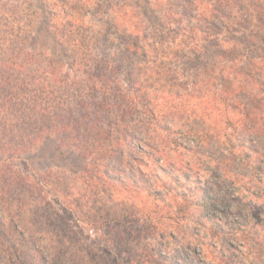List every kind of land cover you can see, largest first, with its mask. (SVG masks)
<instances>
[{
	"label": "trees",
	"instance_id": "16d2710c",
	"mask_svg": "<svg viewBox=\"0 0 264 264\" xmlns=\"http://www.w3.org/2000/svg\"><path fill=\"white\" fill-rule=\"evenodd\" d=\"M12 1L17 2L0 0V226L3 229L9 227V232L19 238L25 233L21 214H6L5 208L11 192L33 178L25 176L15 162H21L22 156L35 150H44L49 144L55 145V151L75 154L83 164L78 172L70 169L48 172L44 178L48 196H60L65 201L72 198L68 191H74L73 187L60 190L58 185L65 173H77L85 180L89 176L93 180L103 177L112 195L116 189L130 196L141 193L152 201L150 208L143 205L137 209L142 220H133L132 207L120 219L108 217L100 222L102 229L109 231L108 248L126 255V264H159L158 260L170 255L175 264L189 257L193 260L189 264H201L197 250L191 249L186 239L197 243L205 238L202 230H213L212 223L220 221L211 215H199L200 208L205 206L216 211L214 201L207 197L193 198L182 186V181H190L192 172L198 174L192 168L198 169L196 164L206 167L214 178H225L230 183L243 181L240 195L248 193L255 198L253 191L262 192L261 199L246 203L239 194L228 198L230 203L233 197L237 198L232 204H237L239 211L254 212L253 209L261 207L255 217L264 219V8L254 6L253 16L258 18V23L249 35L242 34L244 48L226 36L237 32L235 24L227 22L239 16L238 6L231 0L147 2L150 10L158 14L150 25H138L126 19L133 13L139 19L140 12L125 2L75 0L71 5L72 0H60L59 7L53 0L60 14L52 15L53 20L47 19L42 32L52 42L54 51L40 34L20 36L21 26L30 28L19 14L31 11L9 4ZM47 1L52 0L41 3ZM91 6L98 12L97 23L99 15H111L105 23L110 27L101 29L87 22L84 8ZM241 15L251 18L252 11L244 8ZM242 20L239 17L235 21H240V26L251 25V20L249 23ZM109 35L120 45L114 56L102 52L110 42ZM180 37L187 43H181ZM179 59L185 60L189 67L192 62L201 64L202 74L195 77L194 83L179 82L182 79L176 70ZM155 82L161 86L154 89ZM163 82L169 84L171 93L162 86ZM165 99L170 103L163 102ZM178 138L191 141L194 148L183 146ZM182 150L189 155L184 165L179 154ZM88 160L94 169L88 167L85 162ZM193 161L196 163L192 164ZM33 188L28 189L41 191ZM181 189L184 192L179 194ZM30 193L31 204L18 196L13 208L30 209L34 200H38ZM46 196H39L41 208L48 205ZM86 197V191L83 197L79 196ZM106 200L115 202L113 196H106ZM157 204L168 211L175 209L167 214L175 226L163 230L156 223L153 233L141 231L149 215L160 211ZM191 207H195L192 212ZM53 214L59 221L52 220L46 226L48 223L55 227V223L68 225V215ZM47 217L50 219V215ZM51 217L54 218L52 214ZM255 217L248 213L239 217V222L234 218L232 222L226 220L220 233L228 239L219 242V235L210 232V247L227 252L231 258L235 251L241 261L263 264L264 231L254 225ZM182 231L187 238L181 237ZM39 240L45 242L42 249L46 254L32 243L29 250L33 253L27 254L30 260L39 256V264H62L59 255H66L67 251L55 246L47 233L39 232ZM146 241L156 243L150 250L138 252L133 248ZM236 241L249 246V250L243 248L246 253L239 252ZM169 244L170 249L166 247ZM84 252L91 257L88 249ZM208 254L216 259L221 253ZM4 259L18 260L17 250L6 252ZM94 259L95 255L89 258ZM69 263L74 264L72 260Z\"/></svg>",
	"mask_w": 264,
	"mask_h": 264
},
{
	"label": "rangeland",
	"instance_id": "374dc122",
	"mask_svg": "<svg viewBox=\"0 0 264 264\" xmlns=\"http://www.w3.org/2000/svg\"><path fill=\"white\" fill-rule=\"evenodd\" d=\"M5 1V0H3ZM17 2H13L9 4L13 6H20L22 9L25 10H30L31 13H25V14H19L22 16V21L24 24L28 25L30 29H25L24 26H21V34L20 36L27 35V33L35 34V36H38L39 34L42 35V38H46L47 46L49 49L54 47L52 45V42L50 39L47 38V36L42 32V28L45 24V21L47 19L53 20L54 16H59V12L56 11V6L59 5V7L62 5L60 0H55V5L53 4L52 1H47V3H41L42 0H15ZM59 1V2H58ZM72 0V4H73ZM96 2V0H92V2ZM201 1V0H200ZM204 2H210L213 3L214 0H202ZM233 4L238 6V13L239 16L234 17L235 20L242 18L244 23H249L247 21L251 20V25H241L238 24L239 22H236L234 19H228L227 22H230L233 25L234 29L237 31L235 33L226 35L227 37L231 38L229 40L237 41L239 44H242L244 48H246L245 43L243 42L242 39V34H247L249 35L252 30H255L253 25L258 23V18L253 16V10L255 7L259 8H264V0H231ZM115 3L117 4H122L126 3L128 4L131 8H136L137 12H140L137 14L139 16V19H136V15L133 13L132 15H128L126 19L131 20V22H137L136 24H145V25H150L153 21L154 18L158 16L157 13L154 12V10H150V7H148L147 2L156 3L158 2L157 0H114ZM173 3H182V0H171ZM27 3V4H26ZM161 3V2H160ZM46 5V6H45ZM69 6V4H68ZM255 6V7H254ZM139 8V9H138ZM247 8L249 11H252V17H244V15H241V12H243V9ZM43 10V12L41 11ZM236 10H234L236 14ZM44 11H47L48 13H44ZM24 13V12H23ZM97 10L96 7L91 6V8H84V14H87L88 19L87 22L93 23L94 26H101V29H105L107 26L110 27V24L106 25L105 23L109 20V16H103L99 15V21L97 23V18L98 16L96 15ZM49 14V15H48ZM13 22V21H10ZM44 23V24H43ZM43 24V25H42ZM138 24V25H139ZM15 27L19 28L17 25H14ZM105 27V28H104ZM253 27V28H252ZM36 28V31H35ZM247 28V29H245ZM18 29V31H20ZM252 29V30H251ZM106 31V30H105ZM26 32V33H24ZM232 35V36H231ZM109 44L105 46V49L102 50V52L109 53V55H115L117 52L116 50L120 45H118V41L109 35L108 37ZM181 40V43L183 44L187 43V40L185 38L179 39ZM29 43V42H28ZM141 46H144L143 42H140ZM180 43V44H181ZM182 45V44H181ZM26 48H29V45L25 46ZM161 50V48H159ZM55 51V50H54ZM182 53V52H180ZM55 54V52H54ZM1 56V53H0ZM112 56V57H113ZM67 61V60H66ZM64 61V62H66ZM113 61H117V59H113ZM176 70L177 74L182 78L180 79L181 83L186 84V83H194V79L197 75L202 74V67L201 64L198 62H192V67H189V65H185V60L179 59L177 64H176ZM158 86H161L159 83H154V89ZM162 86L167 87V92L170 91V86L166 82L162 83ZM183 100H185L183 98ZM163 102H169L170 100H164ZM192 104V103H190ZM164 108V107H163ZM179 142L183 144L185 147H193L195 144H193L189 140H185L183 138H178ZM55 145H48V150L47 148L39 149L33 151L29 155H25L21 157V162H15V165L18 166L20 170H22L23 174L25 176H33L32 179L27 180L28 184L21 185V187H16L10 194V196L7 197V202L6 203V214H10L14 216L16 213L21 214L20 220H21V226L23 227V231L25 232L22 236V238H19L17 236H14L12 233L9 232V227L6 229H3L0 226V264H39V256L37 258H34L33 260H30V257L27 256V254L30 251V254L33 253L29 248L31 247L32 243L37 245V250L39 252H43V254H46V250H43L42 247L45 244V242H42V240H39V232L45 234L47 233L48 236L53 240L55 246L58 248H63V251H67L66 255H62V253L59 255L61 256L62 259V264H70L69 261L72 260L74 264H126L125 260H128V257L126 255L121 254L119 251L116 249L109 247L108 248V240H109V231L107 229H102L100 222L102 220H105L108 217H123L126 215L129 210L135 209L134 211V219L139 218L140 220L143 219L141 215H138L137 209L139 207H142L143 205L145 207L151 206L152 201L146 198L145 195L141 193L133 194L130 196V194H126L122 192L121 190H116L114 189L113 195L110 193V189L107 186V183L105 182L104 178L101 177L99 180L95 179L93 180L90 176L85 180V178L79 177L77 173H65L64 178L60 180V185L58 187L61 189H66L68 190L69 188L72 189V187L75 189L74 191L69 190L68 192L72 195V198L68 199L65 201L60 196H57L55 198L54 195L48 196L45 194V192L48 190L46 188L47 185H45L46 180V174L48 172H63L62 170H71L73 172H78L80 166L83 164L82 161H80L78 158H76L75 154H66L64 151H55L54 148ZM198 147H196L197 149ZM179 154L181 155V158L183 160V165L188 162L189 155L186 154L185 151H180ZM174 161V160H173ZM88 164L89 168L94 169V165L90 160L85 161ZM196 162L193 161L192 164H195ZM182 165V166H183ZM166 167V165H164ZM197 168L192 167L194 170H198V174L192 172L193 174H190V181L183 182L182 181V186L184 189L189 190V194L193 196V198L201 199L204 200L205 197L210 198L212 201L216 203L215 210L216 211H210L207 210V206L200 208V213L199 214L201 217L203 215H211L212 217L217 218L220 222L217 223H212L213 225V230L208 229V230H202L203 236L205 235V238L199 239V241L192 242L190 239H186L188 241V244L190 243L191 249L197 250V257L199 261H201V264H250L252 261L245 259L243 261L239 260V255L237 252L234 251L233 257L226 252L222 251L221 249L214 250L213 248L210 247L209 245V239L212 238V233H216L219 235V242H222L225 237L228 239V236H223L220 232L224 230L225 227H223L225 224L224 222L227 220L228 222H232L231 219L234 218V220L237 222L240 221V218L243 214H248L251 215V218L258 216V214L261 212L260 208H255L253 209L254 212H251L249 209L248 211H242L238 210L239 208L236 205L232 204V200L237 201V198L233 197L230 200L228 196H231L232 194L235 196V194L240 195L241 187L244 185L243 181H233V183L227 182V179H222V178H214V174L208 173V169L202 165L196 164L195 165ZM185 167V166H183ZM182 167V169H183ZM212 168H210L211 170ZM60 170V171H59ZM151 170H153V167L149 170L151 173ZM148 171V170H144ZM184 173V172H183ZM197 174V175H195ZM189 176V174H187ZM199 175V176H198ZM82 179L84 183L79 181V179ZM37 179V180H35ZM45 180V182H43ZM55 184V183H54ZM29 187H34V188H39L41 191H32L29 190ZM247 187L249 185L247 184ZM108 188V191H106ZM117 188V187H115ZM32 192L36 199L34 200V205L31 206L30 209H14L13 208V202L15 197H20V199L23 202H26L31 204V196L30 192ZM84 191L87 193V197L85 199H81L80 197H83ZM238 191V192H237ZM176 192V191H175ZM179 194L184 192V190H179ZM236 192V193H235ZM104 193V194H103ZM251 194L255 195L256 197L254 198L253 196L249 195L248 193L240 195L243 198V202L246 203L251 201H256L258 198L261 199L263 197L262 192H256L253 191ZM48 197H47V196ZM39 196L40 197H45L46 200L48 201L47 206H43L41 208V205H39ZM106 196H113L114 198V203L107 202ZM231 204V205H230ZM264 205V202L262 203ZM156 209L160 210L159 212H154L153 214H150L149 217L147 218V223L142 225L140 227L141 231H145L146 233H153L154 231L152 230L153 227H157L156 223L158 225H162L161 228L164 230L168 226H175V224H172L168 220L167 214L174 213L175 209H163V205L157 204ZM254 207V206H252ZM195 207H191L190 212L193 211ZM236 208V209H235ZM264 208V207H263ZM132 209V210H133ZM262 209V208H261ZM235 210V211H234ZM53 212H59V215L61 214V217H67L68 215V220L67 226H64L60 223H55L57 224V227L50 225V223L47 224V222H51L52 220L54 221H59L57 216L53 214ZM189 212V211H187ZM189 212V214H191ZM51 214L54 216V218L51 217ZM47 215H50V219L47 217ZM244 217V216H243ZM257 218L254 220L255 222L254 225L257 227H260L259 230L264 231V219L263 218ZM204 220V218H203ZM259 220L261 222H259ZM222 221V222H221ZM207 224L205 227H207ZM73 226V227H71ZM78 228H77V227ZM232 226V224H231ZM137 230V228H136ZM199 230V229H197ZM214 231V232H213ZM184 235H181V237L187 238V234L182 231ZM4 233V234H3ZM158 233V232H156ZM195 238V237H194ZM4 241L5 243H3ZM230 242V241H229ZM233 242V241H232ZM156 242L153 241H146L144 243H140L138 246H134L133 248H136L138 252L143 251L145 249L150 250V246L155 244ZM235 247L239 252L246 253V250H249V246L243 245L242 243L236 241L235 242ZM203 244V245H202ZM3 246H5L3 248ZM166 247H169V249L172 247L170 244ZM3 248V249H2ZM244 248V249H243ZM88 249L90 251V255H95V259L93 261L89 260L91 258L88 256L84 250ZM104 249V251H103ZM4 250V251H1ZM17 250L18 253V260H11L8 259L5 261V253L6 252H11V251ZM230 250V249H229ZM163 251V249H162ZM170 251V250H169ZM263 254H264V249H262ZM38 252V253H39ZM167 252V250H166ZM199 252V253H198ZM208 252H213L215 254L221 253L220 255H217V258H209ZM188 254V252L186 251ZM37 255V253L35 254ZM166 259V261H165ZM164 260H158L159 264H175L174 260H171V255L170 258H165ZM33 261V263H32ZM38 261V262H37ZM190 261L192 260V257H189L188 260L179 261V264H189ZM220 261V262H219ZM264 264V258L261 261ZM197 264V263H195ZM257 264H260L259 262Z\"/></svg>",
	"mask_w": 264,
	"mask_h": 264
}]
</instances>
